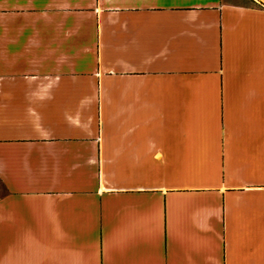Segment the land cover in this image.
<instances>
[{
    "label": "crops",
    "instance_id": "crops-1",
    "mask_svg": "<svg viewBox=\"0 0 264 264\" xmlns=\"http://www.w3.org/2000/svg\"><path fill=\"white\" fill-rule=\"evenodd\" d=\"M0 264H264V5L0 0Z\"/></svg>",
    "mask_w": 264,
    "mask_h": 264
},
{
    "label": "rangeland",
    "instance_id": "rangeland-1",
    "mask_svg": "<svg viewBox=\"0 0 264 264\" xmlns=\"http://www.w3.org/2000/svg\"><path fill=\"white\" fill-rule=\"evenodd\" d=\"M232 1L246 2V3L256 2V3H259L261 5H264V0H232Z\"/></svg>",
    "mask_w": 264,
    "mask_h": 264
}]
</instances>
